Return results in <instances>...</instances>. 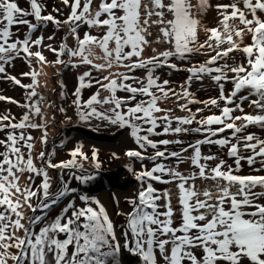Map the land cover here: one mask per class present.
Wrapping results in <instances>:
<instances>
[{
	"label": "snow or ice",
	"instance_id": "snow-or-ice-1",
	"mask_svg": "<svg viewBox=\"0 0 264 264\" xmlns=\"http://www.w3.org/2000/svg\"><path fill=\"white\" fill-rule=\"evenodd\" d=\"M27 2L29 8H22L18 0H0V74H4L3 79L31 89L29 99L37 96L34 85L38 83L39 73L34 70L22 73L33 80L32 84L22 85L20 79L7 73L6 65L21 53L29 63L31 58L37 63H49L42 51H32L33 46H44V36L32 39V34L48 23L57 28L67 27L76 42L74 47L68 46L66 38L58 48L50 43L46 47L56 54L52 64L90 66V70L77 77L73 103L79 119L96 118L120 128H130L138 149H129L125 155L151 161L152 167H142L137 172L130 164L126 165L140 186L127 201L131 211L125 213L127 221L122 242L105 206L87 192L69 200L50 218L47 210L77 189L62 183L56 192H51L48 169L79 168L81 174L74 178L87 184L96 179L98 173L85 174L84 165L77 157L81 161L91 159L94 169L98 170L101 167L98 150L93 147L89 157L80 143L71 150V159L57 163L50 158L45 162L46 155L50 157L54 152L41 151L38 159L42 163L37 167L31 154L34 138L23 130L44 129L41 141L47 143L46 125L32 122L33 115L43 116L39 103L19 105L29 111L18 122H13L16 118L10 113L0 115V131L8 129L6 137L0 139L3 148L0 151V209H3L0 210V264H8L9 260L12 264H121L122 249L138 257L140 264H264V175L239 174L242 161L254 172H264V138L246 131L250 126L264 130V0H229L215 5L209 0L195 3L193 0H99L98 5L94 0H61L68 9L64 19H58L51 12L44 14L46 5L42 0ZM210 8L218 14L217 27L202 23ZM53 11L62 14L59 8ZM82 25L89 30L81 34ZM22 26L27 28L23 39L18 36ZM201 27L207 34L203 42L199 40ZM153 29H156L155 39H150ZM245 36L250 37L249 43L244 42ZM52 39L54 34L48 37ZM153 43L168 47L159 52L153 48L156 54L144 57L145 49ZM235 52L243 55L239 63L232 55ZM64 55L69 60L60 58ZM192 55H205L207 59L184 69L190 75L180 86L179 93L168 87L169 80L161 82L155 75L157 69L165 66L178 69L170 58L184 61ZM73 58L78 61L73 62ZM95 60L104 63H94ZM114 67L127 71H109L107 76L93 81L91 69L105 71ZM135 69L145 70V76L130 75ZM205 76L216 84L219 96L199 100L189 89L194 80L202 81ZM224 81L232 84L227 94ZM93 82L98 85L97 91L81 102V90L91 87ZM60 83L63 87V81ZM102 91L108 95L102 96ZM118 91L128 95L118 96ZM245 92L246 95L242 94ZM138 96L144 99H137ZM170 97L184 100L178 107L188 115L176 116L171 108H161L160 102ZM0 100L19 104L3 95ZM246 101L249 107H254L255 114L245 112ZM192 104H203L204 108L193 112L189 107ZM96 105L108 107L100 111ZM205 108H215L219 114L197 119V113L202 114ZM64 111L61 108V112ZM237 111L241 115H234ZM193 123L197 126L191 127ZM17 129L21 131L17 133ZM229 130L230 136L223 135ZM189 133H199L203 138L186 147L181 139L152 138ZM205 144L227 148L235 167L216 155L203 154ZM169 145L181 147L179 151H169ZM160 146H164L163 150ZM23 148L28 150L27 154ZM149 148L153 150L151 154H148ZM189 150L191 155L184 156ZM170 158H175V166L163 162ZM217 160L214 166L210 165V161ZM185 161L192 166L187 173L178 167ZM257 163L259 168L255 167ZM24 172H28L29 177L21 186L19 180ZM33 174L42 177L41 184L35 188ZM198 179L212 183L201 187L196 184ZM152 181L175 184L180 209L178 224L171 191H158ZM258 188L261 191H257ZM33 198L38 200L36 205L31 203ZM25 205L33 213L41 212L29 217L27 224L23 222L25 216L21 210Z\"/></svg>",
	"mask_w": 264,
	"mask_h": 264
},
{
	"label": "rangeland",
	"instance_id": "rangeland-1",
	"mask_svg": "<svg viewBox=\"0 0 264 264\" xmlns=\"http://www.w3.org/2000/svg\"><path fill=\"white\" fill-rule=\"evenodd\" d=\"M42 2L46 5L47 14L51 12L54 16H57L58 19H64L65 15L68 12V9L64 7L61 0H42ZM95 4H99V0H94ZM209 2L213 5L216 3H224L229 2V0H209ZM19 6L22 8H29V4L26 0H18ZM194 3V1H193ZM54 8L61 9L62 14L56 13L53 11ZM29 19H33L29 17ZM33 22H35L33 20ZM202 23L208 27H217L219 23V17L214 8H210L207 11V14L202 18ZM234 23L239 24V21H235ZM89 29L85 26H81L80 32L81 34L84 31H88ZM13 31L16 32L17 29L14 27ZM200 42H203L207 39V34L205 33L203 27L200 29ZM27 32L26 26H22L19 29L18 36L23 39L24 35ZM93 34H95L96 30H92ZM44 36V46H33L32 51H42L43 55L46 57V60L49 63H37L35 58H31V63H29L25 58L24 54L21 53L20 57H17L10 65H6V70L9 75L16 76L20 79L22 85L32 84L33 80L31 76H23L22 73H27L31 71H35L39 73L37 76L38 83L34 85L35 90L37 92V96L28 98V93L31 89L24 88L20 85H16L11 80L3 79L4 74H0V95L4 97H10L17 103H11L8 100H0V115H4L6 113H10L11 116H14L16 120L13 122H18L22 115L29 111L28 108L20 107L21 104H31L33 102H38L39 106L42 109L43 116L33 115L32 122L41 124L44 123L46 125L47 131V143H42L41 137L44 135V129H30L26 128L23 131L26 135H31L33 140V149H32V158L37 167H40L42 161L38 159L39 153L44 151L46 154H52L50 157L46 155L45 162L48 158L52 160L53 163H57L61 160L71 159L70 152L73 150L78 144H83V151L91 157V153L93 147L98 150V159L101 163L100 169H94L93 163L91 159L87 161H81L79 157L77 160L79 163H83L85 174L89 173H98L96 175V179L90 181L87 184H81L77 181L74 176L81 174V170L79 168L72 169H48V174L51 177V192H56L62 183H67L70 188H75L77 191L75 193L69 192L67 196H65L59 204L53 206V208L47 210L48 213L52 214V212L61 210L64 204H67L69 200L76 199L80 194L87 192L88 194L97 197L100 199L101 203L105 206L111 221L113 222L115 231L118 237L121 238L122 242V232L126 225L127 217L125 213L131 211V205L127 202L128 198L133 197L137 189L140 186V182L135 179L131 172H129L126 165H131V167L137 172L142 169V167H152V162L148 160H138L136 158H130L125 155L126 151L129 149H138V145H136L134 138L130 135V128H120L118 125H113L108 121L99 120L96 118H92L90 121H81L78 115L77 106L73 103L76 99L74 95L75 89L78 86L77 77L81 75L84 71L90 70V66L81 65L79 67H73L71 63L68 64H52L50 62L56 60V54L52 51L48 50L46 47L47 44H52L54 47H59L62 41H65L69 47L75 46V40L71 35L68 34L67 27H59L55 26L52 23H48L41 27L40 30L36 31L32 34V39H36L40 35ZM54 34V39L48 40V37ZM155 39V38H153ZM245 43L250 42V37L245 36ZM164 44H156L153 43L149 47H147L143 53L144 57H148L151 55H155L156 53L152 52V49H163ZM224 47H227L225 44ZM98 55H102L99 49H95ZM235 62L239 63L242 61L243 55L239 52H235L232 54ZM197 59H194V63L198 64L207 59L205 55H196ZM61 59L67 61L69 57L64 55L60 57ZM135 59V58H133ZM78 58H73V62H77ZM232 63V60L228 61ZM94 63H104L103 60H95ZM187 68L189 64L185 65ZM93 81L96 78H102L103 76H107L109 71L111 72H126L125 68H112L110 70L105 71H97L95 69H91ZM187 71H176L177 74L170 73H162L160 77V81L167 79L171 83L168 87L173 88L176 92L181 91V85L185 83V80L190 75L186 73ZM156 73V72H155ZM132 76L137 78H143L145 76V70L143 69H135L133 72L129 73ZM156 75V74H155ZM229 76L232 74L229 73ZM207 77L206 80H208ZM61 81H63V87H61ZM206 83V82H205ZM226 94L232 90L231 82L224 81ZM98 85L94 82L91 87L83 88L81 90V102L86 101L90 98L92 94L97 91ZM192 93L195 94L196 98L199 100H207L210 97H218L219 90L214 82L209 83V85H204V81L202 84H193L189 89ZM63 93V94H62ZM246 95L247 93H242ZM107 92L102 91V96H107ZM118 96H127L128 93L118 91ZM256 97H252L251 99H255ZM137 99H144V97H137ZM177 103V104H175ZM178 103H185L184 100L177 101L175 97H170L167 100L160 102L161 108H171L173 110L174 115L179 116V114L185 113V111L178 110ZM221 106H223V102H221ZM98 110L103 111L108 105H96ZM193 112H195L196 108H204L203 104H192L189 105ZM245 112H250L255 114L254 107H249V102L246 101L243 104ZM61 108L65 111L61 112ZM212 113L218 114V110L212 108L211 110L205 108L204 112L197 113V119L202 118V116L211 115ZM162 113H157V115H161ZM234 115H241L239 111L235 112ZM70 117L71 119H68ZM7 123V122H5ZM238 124L243 123V121H237ZM175 126V125H174ZM147 127V125H145ZM8 129L5 130V136L7 135ZM17 133L21 130L17 129ZM231 130H229L230 132ZM247 132H254L257 136L264 138V130L259 129L255 126H250ZM90 135V136H89ZM184 136V135H181ZM3 133L0 131V139H3ZM153 139H180V137H175L171 134L169 135H161L158 137H152ZM99 140V141H98ZM100 145H104L106 149L100 150ZM115 145V146H114ZM173 145H169L171 147ZM161 150H163L164 146H160ZM23 151L27 154V149L23 148ZM224 152H227V148L223 149ZM0 151H3V148L0 147ZM148 154H151L153 150L149 148ZM102 152V153H101ZM113 153L116 155L113 156ZM256 168H259L260 165L257 163L255 165ZM180 171L185 172L186 170L183 167ZM107 172V180H104L103 174ZM259 174L264 175V172L256 173L252 168L244 167L240 170L241 175L248 174ZM29 173L24 172L20 176L19 183L23 186L28 181ZM32 185L33 188L41 184L42 177L33 174ZM98 179L101 180V186L95 183ZM111 182V184H108ZM95 183V184H93ZM155 188L159 187V182L152 181ZM199 185L203 187L204 185L199 182ZM176 190V188L172 189ZM171 191V192H172ZM16 197H13L15 199ZM21 201H23V197H20ZM31 203L36 205L38 200L33 198ZM82 203V202H81ZM163 203V200H162ZM27 208V206L25 205ZM24 207V208H25ZM22 210V209H21ZM60 211H58L59 213ZM25 219L23 222L27 224L29 217L33 215H40L41 212L37 211L33 213L30 209H26ZM57 213V214H58ZM56 214V215H57ZM121 227L119 230L118 227ZM22 234V233H21ZM120 261L121 264H140V260L138 257L129 254L126 250H121L120 253ZM8 264H12V261L9 260Z\"/></svg>",
	"mask_w": 264,
	"mask_h": 264
},
{
	"label": "trees",
	"instance_id": "trees-1",
	"mask_svg": "<svg viewBox=\"0 0 264 264\" xmlns=\"http://www.w3.org/2000/svg\"><path fill=\"white\" fill-rule=\"evenodd\" d=\"M193 1H194V3L196 2V0H193ZM200 32L201 31L199 30V38H200V35H201ZM155 35H156V29H153V36L150 37V39L155 38ZM162 47H164V48L163 49H158L157 52L165 50V48H167L168 45L167 44H164ZM196 57H197L196 55H192V56L189 57L188 60H184V61H181L178 58H170L172 60V62H174V63H176L178 65V69H172V68H169V67L165 66L163 68L157 69L155 74H156V76H159V77H161L162 73H165V72L166 73H170V75L172 73L173 74L174 73L177 74L176 71H179V72L184 71V69L186 67L185 66L186 64H189L188 67H191L193 64H195L194 63V61H195L194 59H197ZM186 73H188V72H186ZM206 79H207V76H205L202 81H195L194 80L193 81V84H200L201 85L202 82L204 81V85H206V84L209 85V83H212L213 82V81H211L210 78L208 80H206ZM175 104H177V103H175ZM176 107H178V105H176ZM178 110H179V107H178ZM185 115H188V113L185 112L183 114H179V116H185ZM196 126L197 125L195 123H193V125H191V127H196ZM5 130L4 131H1L3 133L4 138L6 137L5 136ZM157 131H161V129H157ZM223 135H229L230 136L231 135V131L230 132L228 131V132H226ZM179 137H180L181 140H183V142H184V145L183 146L184 147H186L189 143L194 142L196 139H202L203 138V136L201 134H199V133H189L187 135L179 136ZM180 147H181L180 145H173L171 147H168V150L169 151H179ZM223 149L224 148H221L218 145H208V144H205V145L202 146V153L205 154V155H207V154L216 155L220 159L225 160L227 162V164L232 165L233 167H235L234 159L233 158H230L227 155V152H224ZM244 154L247 155L248 153H244ZM183 155L184 156H190L191 155V150H189L188 153H184ZM163 162L166 163V164H168V165H170V166H175L176 165L175 158H170V159L165 160ZM218 162L219 161L217 160V161H210L209 163H210V165L214 166ZM241 165H242V167H241L240 170H242L244 167H248L247 163L244 162V161L241 162ZM178 167H179V170L182 169L180 167H183V169L186 170L185 173H187V172H189V171L192 170V166L190 165V162H188V161H185L183 163H180ZM165 179H168V177L165 176ZM199 182H201L203 185H207V184L212 183L211 181H202V180H199L198 179L196 181V184L198 186H200L199 185ZM174 188H175V184L174 183L165 184V183L159 182V187L157 189H158V191L163 192L165 189H169L170 191H172V189H174ZM256 190L257 191H261V189H259V188L256 189ZM171 193H172V204L174 206V211L176 213L175 220H176V222L178 224L179 221H180V209H179L178 201L176 199V197H177V191L176 190H173ZM160 203L162 204V200L160 201ZM64 205H66V204H64ZM26 209L27 208L25 207V208L22 209V211L23 212H26ZM0 210H3V209H0ZM58 211H60V210L57 209L56 211L52 212V214L50 213L49 214L50 218L51 217H54L58 213ZM24 215H25V213H24ZM118 228H119V230L121 229L120 226ZM196 251H197V253H199V250H196ZM119 259H120V256H119Z\"/></svg>",
	"mask_w": 264,
	"mask_h": 264
},
{
	"label": "flooded vegetation",
	"instance_id": "flooded-vegetation-1",
	"mask_svg": "<svg viewBox=\"0 0 264 264\" xmlns=\"http://www.w3.org/2000/svg\"><path fill=\"white\" fill-rule=\"evenodd\" d=\"M103 178H104V180H107V178H109V176L103 174ZM95 183H97L98 186L99 185L101 186V180L100 179H98ZM95 183H93V184H95ZM108 184H111V182H108Z\"/></svg>",
	"mask_w": 264,
	"mask_h": 264
},
{
	"label": "bare ground",
	"instance_id": "bare-ground-1",
	"mask_svg": "<svg viewBox=\"0 0 264 264\" xmlns=\"http://www.w3.org/2000/svg\"><path fill=\"white\" fill-rule=\"evenodd\" d=\"M90 136V135H89ZM99 141V140H98ZM115 146V145H114ZM106 147L104 145H100V150H104ZM102 153V152H101Z\"/></svg>",
	"mask_w": 264,
	"mask_h": 264
},
{
	"label": "water",
	"instance_id": "water-1",
	"mask_svg": "<svg viewBox=\"0 0 264 264\" xmlns=\"http://www.w3.org/2000/svg\"><path fill=\"white\" fill-rule=\"evenodd\" d=\"M104 174H107V172H104Z\"/></svg>",
	"mask_w": 264,
	"mask_h": 264
}]
</instances>
